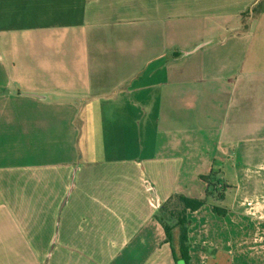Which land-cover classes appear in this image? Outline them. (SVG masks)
I'll return each mask as SVG.
<instances>
[{"label": "crops", "instance_id": "0c3cea01", "mask_svg": "<svg viewBox=\"0 0 264 264\" xmlns=\"http://www.w3.org/2000/svg\"><path fill=\"white\" fill-rule=\"evenodd\" d=\"M202 176L188 264H264V0H0V264H177Z\"/></svg>", "mask_w": 264, "mask_h": 264}, {"label": "trees", "instance_id": "16d2710c", "mask_svg": "<svg viewBox=\"0 0 264 264\" xmlns=\"http://www.w3.org/2000/svg\"><path fill=\"white\" fill-rule=\"evenodd\" d=\"M207 183V187L203 197L200 198H192L186 197L184 195H176L175 199V209L171 210L169 214L175 218V226L178 228V238H179V249L177 253L174 252V260L177 262L182 261L183 264H188L189 262V254H188V237L187 230L189 219L187 218L188 211H194L200 208L202 205L206 203V199L208 197H212L216 200H220L224 196V191L228 187V185L222 180L212 181L209 176L201 177ZM171 200H167L163 206H167ZM214 211L218 214H224L226 212L225 209L222 208H213ZM162 220L160 217H158ZM165 231H166V239L171 241L172 239V226H169L165 223Z\"/></svg>", "mask_w": 264, "mask_h": 264}, {"label": "rangeland", "instance_id": "374dc122", "mask_svg": "<svg viewBox=\"0 0 264 264\" xmlns=\"http://www.w3.org/2000/svg\"><path fill=\"white\" fill-rule=\"evenodd\" d=\"M175 200H171L167 206H161L158 210V217L163 219L164 221L170 222L172 219V216L169 214V212L173 209H175ZM177 264H183L181 261L177 262Z\"/></svg>", "mask_w": 264, "mask_h": 264}, {"label": "water", "instance_id": "95a60500", "mask_svg": "<svg viewBox=\"0 0 264 264\" xmlns=\"http://www.w3.org/2000/svg\"><path fill=\"white\" fill-rule=\"evenodd\" d=\"M182 262V261H181ZM183 263V262H182Z\"/></svg>", "mask_w": 264, "mask_h": 264}]
</instances>
